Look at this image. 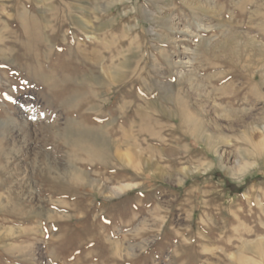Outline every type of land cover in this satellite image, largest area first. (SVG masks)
<instances>
[{
	"label": "rangeland",
	"instance_id": "1",
	"mask_svg": "<svg viewBox=\"0 0 264 264\" xmlns=\"http://www.w3.org/2000/svg\"><path fill=\"white\" fill-rule=\"evenodd\" d=\"M103 5L111 7L103 12ZM75 16L104 29L96 36L115 40L112 46L106 41L116 51L114 61L129 57L125 71L150 72L148 83L129 77L122 86L98 89L96 112L84 103L78 112L60 103L57 95L83 92L77 82L91 71L79 50L99 49L75 27ZM58 19L63 28L56 34L51 28ZM164 21L174 25L172 31L160 27ZM0 24L7 27L0 39V208L17 198L27 213L22 221L0 211V264L258 261L244 246L264 242V0H0ZM22 25L28 29L21 31ZM69 76L80 79L74 83ZM159 86L172 87L204 120L205 135L214 142L211 150L175 129V108L160 103ZM149 101L169 115H158L151 133L144 134L135 129L137 115L128 111H140ZM69 119L85 129L111 124L115 129L107 137L121 151L131 150L133 167L113 159L108 165L86 160L62 141ZM76 124L72 127L78 129ZM184 171L192 173L182 179ZM50 178L60 180L55 192L43 181Z\"/></svg>",
	"mask_w": 264,
	"mask_h": 264
},
{
	"label": "bare ground",
	"instance_id": "2",
	"mask_svg": "<svg viewBox=\"0 0 264 264\" xmlns=\"http://www.w3.org/2000/svg\"><path fill=\"white\" fill-rule=\"evenodd\" d=\"M72 1H75V0H72ZM79 1H82V0H79ZM165 2H167V1H165ZM81 3V2H80ZM75 4V3H74ZM73 4V5H74ZM77 4H79V3H77ZM174 4V3H173ZM191 4V3H190ZM70 5V4H69ZM72 5V4H71ZM70 5V6H71ZM76 6V5H75ZM77 7V6H76ZM110 5H103V7H100V9L104 12V11H106V10H109L110 9ZM57 8V7H56ZM80 10H82V8H81V5H80ZM79 8H78V11H79ZM68 9V8H67ZM70 9H72V7H70ZM113 9V8H112ZM200 9V8H199ZM64 10V9H63ZM93 11H94V9H93ZM198 11H200V10H198ZM6 13V12H5ZM85 13V12H84ZM87 13V12H86ZM95 14V13H94ZM54 16H56V14L54 15ZM58 17V16H57ZM61 17V16H60ZM70 17V16H69ZM30 20V19H29ZM32 20V19H31ZM73 20H74V22H75V24H76V26L75 27H77V28H79L80 30H81V32H83L84 33V35H85V40L87 41V42H89V43H95V44H99V49H98V47L96 48V46H94L93 47V49H92V52H90V53H86L85 51L83 52L82 50H79L80 52H82L81 53V57L83 58V59H86V60H89L90 61V65H91V71H89V73H87V75H83L84 77L83 78H81V80L79 81V82H77V83H79V85L83 88V92L80 94V93H78V89L76 90V89H72L70 92H68V93H66V95L65 96H62V99H59V97H58V95H57V93H56V95H57V98H58V100H61V101H59L60 103L62 102V103H64L65 105H67V106H69V108H75L76 109V107L78 106V108H79V104H81V103H84V104H86L87 106H90V110H95V112H96V110H97V102L96 101H98V100H101V98L100 97H98V95H97V91H98V89L99 90H109V89H111L112 87H115L116 85H119V84H121V86H122V84L126 81V79H128L129 77L132 79L133 78V80H131V81H136V82H138V81H140L141 83L144 81L145 83H148V82H146L145 81V79L146 78H149L150 77V75H152V74H150V72H146L145 73V75H147V77H144L143 76V74H142V72H143V70L142 69H133L132 68V70L131 71H125L126 69H128V67L127 66H129V57L127 58V57H124V59H123V62H115L114 61V59H113V57H115L114 55H113V57H111L112 56V54H115V50H114V53H112L113 52V50L111 51V49H110V47L108 46V43L106 42V41H109V43L111 42V46H112V44H113V42L115 41L114 39H111V37L109 38V39H103V38H99L98 37V34H97V36H96V33H98V32H100V31H102V30H104V29H100V27H98V29H96L95 27H93L92 28V26L91 25H89V23L86 21V20H84V18H82V17H73ZM15 21V20H14ZM16 22H17V20H16ZM66 22V21H65ZM18 23V22H17ZM21 23V22H20ZM25 23H27V22H25ZM73 23V22H72ZM91 23V22H90ZM109 23V22H108ZM164 24L162 25V26H160V27H162V28H164V30H173V26L174 25H170L169 23H166L165 21L163 22ZM19 24V23H18ZM37 24V23H36ZM107 25V24H106ZM0 26H1V24H0ZM14 26H16V25H14ZM12 28H13V25L11 26ZM39 27V26H38ZM48 27V26H47ZM46 27V28H47ZM66 27V26H65ZM105 27V26H104ZM176 27V26H175ZM6 26H2L1 28H0V39H2L5 35L3 34V32L4 33H6ZM14 28H16V27H14ZM21 31H26L27 29H28V25H22L21 27ZM44 28V27H43ZM63 28V23L58 19L56 22H55V24H54V26L51 28L52 29V31L54 32V33H58L61 29ZM17 29H19V28H17ZM40 29V28H39ZM176 29V28H175ZM38 30V29H37ZM129 30V29H128ZM162 31V30H161ZM177 31V30H176ZM45 32V31H44ZM47 32V31H46ZM65 32V31H64ZM166 32V31H165ZM20 33V32H19ZM80 33V32H79ZM103 33V32H102ZM45 34H47V33H45ZM78 35V34H77ZM105 35V34H104ZM76 36V35H75ZM79 36V35H78ZM230 36V35H229ZM52 37V36H51ZM101 37V36H100ZM107 37V36H106ZM105 37V38H106ZM118 38V37H117ZM165 38V37H164ZM229 38V37H228ZM231 38V37H230ZM232 38H234V37H232ZM5 39V38H4ZM7 39V38H6ZM160 39V38H159ZM235 39V38H234ZM167 40V39H166ZM169 40V39H168ZM236 40V39H235ZM74 41V40H73ZM118 41V40H117ZM170 41V40H169ZM173 41V40H172ZM228 41V40H227ZM230 41H232L231 39H230ZM234 41V40H233ZM232 41V42H233ZM162 43H167L165 40H162L161 41ZM202 42H204V41H202ZM229 42V41H228ZM227 42V43H228ZM234 42H236V41H234ZM6 43V42H5ZM172 43V42H171ZM237 43V42H236ZM7 44V43H6ZM5 44V45H6ZM66 44V43H65ZM75 44H77V45H79V44H81V42H80V40L77 38V36H76V39H75ZM84 44V43H83ZM120 44V43H119ZM173 44V43H172ZM206 44V43H205ZM228 44H230V43H228ZM234 44V43H233ZM233 44H232V46H233ZM110 45V44H109ZM121 45V44H120ZM247 45V44H246ZM80 46V45H79ZM89 46V45H88ZM235 46H236V48H238L237 47V45L235 44ZM234 46V47H235ZM71 47V46H70ZM85 47H87V46H84L83 47V49L85 48ZM201 47H203V45H201ZM229 47H230V45H229ZM52 48V47H51ZM68 48V47H67ZM81 48V47H80ZM92 48V47H91ZM100 48H101V50H100ZM118 48H120V47H118ZM172 48V47H171ZM212 49H214L213 47H211ZM226 48H228V47H226ZM236 48H234V49H236ZM240 48V47H239ZM87 50H89L88 49V47L86 48ZM209 49V48H208ZM223 49V48H222ZM241 49V48H240ZM239 49V50H240ZM254 49V48H253ZM202 50H204V47H203V49ZM248 50V49H247ZM5 51V50H4ZM48 51V50H47ZM69 51V50H68ZM74 51V50H73ZM77 51V50H76ZM76 51H74V52H76ZM90 51V50H89ZM106 51V52H105ZM231 51V50H230ZM236 51V50H235ZM235 51H233V52H235ZM102 52H105V54L107 53V52H109V54H111V55H109L108 54V56H109V58H106V56L105 55H103L102 54ZM118 52V51H117ZM203 52V51H202ZM208 52H210V51H208ZM207 52V53H208ZM211 52H212V50H211ZM210 52V53H211ZM216 52V51H215ZM221 52V51H220ZM219 52V53H220ZM232 52V53H233ZM254 52V51H253ZM4 53V52H3ZM162 53V52H161ZM206 53V52H205ZM263 53V52H262ZM76 54V53H75ZM139 54H141V53H139ZM139 54H137V55H139ZM164 54V53H163ZM204 54V53H203ZM212 54V53H211ZM237 54V53H236ZM25 55H27V54H25ZM118 55V54H117ZM116 55V56H117ZM144 55V54H143ZM161 55V54H160ZM245 55V54H244ZM37 56V55H36ZM35 56V57H36ZM75 56H77V57H79L78 55H75ZM132 56H133V54H132ZM166 56V55H165ZM230 56V55H229ZM73 57V56H72ZM72 57H70V58H72ZM77 57H76V59H77ZM140 57V56H139ZM143 57V56H142ZM214 57V56H213ZM212 57V58H213ZM217 57V56H216ZM231 57H232V55H231ZM256 57V56H255ZM69 58V56H67V59ZM134 58V57H133ZM132 58V59H133ZM141 58V57H140ZM220 58V57H219ZM227 58V57H226ZM225 58V59H226ZM233 58V57H232ZM238 58V57H237ZM47 59V58H46ZM107 59V60H106ZM137 59V58H136ZM166 59V58H165ZM168 59V58H167ZM217 59H218V57H217ZM230 59V58H229ZM29 60V59H28ZM48 60V59H47ZM64 60L66 61V59L64 58ZM233 60H234V58H233ZM257 60V59H256ZM64 61V62H65ZM77 61V60H76ZM132 61V60H131ZM164 62V65H165V60H163ZM226 61V60H225ZM237 61V60H236ZM262 61V60H261ZM29 61H27V63H28ZM35 62H36V60H35ZM42 62V61H41ZM46 62V61H45ZM84 62H85V60H84ZM138 62V61H137ZM232 62V61H231ZM75 63V62H74ZM76 63H79V62H76ZM86 63V62H85ZM131 63V62H130ZM145 63V62H144ZM189 63V62H188ZM232 63H234V62H232ZM231 63V64H232ZM256 63V62H255ZM82 64V63H81ZM89 64V63H88ZM134 64H136V63H134ZM139 64H140V62H139ZM142 64V63H141ZM162 64V63H161ZM234 64H236V63H234ZM252 64V63H251ZM27 65H29V64H27ZM143 65V64H142ZM207 65V64H206ZM233 65V64H232ZM254 65V64H253ZM39 66H40V64H39ZM87 66V65H86ZM135 66V65H134ZM139 66V65H138ZM229 66V65H228ZM264 66V65H263ZM19 67V66H18ZM30 67V66H29ZM29 67H26V68H29ZM73 67H74V65H73ZM84 67V66H83ZM133 67V66H132ZM142 67H146V66H142ZM153 67V66H152ZM155 67V66H154ZM168 67V66H167ZM208 67H210V65L208 66ZM260 67V66H259ZM34 68V67H33ZM75 69H77V67H74ZM141 68V67H140ZM149 68V67H148ZM257 68V67H256ZM87 69V68H86ZM147 69V68H146ZM259 69H261V68H259ZM60 70V69H59ZM153 70V69H152ZM155 70V69H154ZM24 71H26V70H24ZM97 71V72H96ZM257 71V70H256ZM30 72V71H29ZM75 72H77V71H75ZM249 72V71H248ZM255 72V71H254ZM253 72V73H254ZM54 73V72H53ZM57 73V72H56ZM94 73H96V75H94ZM153 73V72H152ZM81 74V73H80ZM133 74V75H132ZM41 75V74H40ZM60 75V74H59ZM61 75H62V73H61ZM64 75V74H63ZM75 75V74H74ZM131 75V76H130ZM190 75H192L191 73H190ZM50 76V75H49ZM58 76V75H57ZM67 76V75H66ZM187 76V75H186ZM189 76V75H188ZM55 77V76H54ZM70 77V80L72 81V82H76L77 80H79L80 79V77H76V76H74V78L73 77H71V76H69ZM68 77V78H69ZM82 77V76H81ZM181 77H182V75H181ZM185 77V76H184ZM50 78V77H49ZM52 78V77H51ZM187 78H190V77H187ZM193 78V77H192ZM37 79V78H36ZM39 79V78H38ZM42 80H43V78H41ZM44 79H45V77H44ZM58 79H60L59 77H58ZM42 80H40V81H42ZM46 80V79H45ZM49 80V79H48ZM52 80V79H51ZM51 80H50V82H51ZM61 80V79H60ZM59 80V81H60ZM62 80H63V78H62ZM69 80V81H70ZM147 80V79H146ZM149 80V79H148ZM189 80V79H188ZM37 81V80H36ZM262 81V80H261ZM264 81V80H263ZM262 81V82H263ZM45 82V81H44ZM65 82H67V80L65 81ZM184 82V81H183ZM192 82V81H191ZM261 82V83H262ZM40 83V82H39ZM59 83V82H58ZM133 83V82H132ZM182 83V82H181ZM189 83H190V81H189ZM188 83V84H189ZM60 84H62L61 82H60ZM184 84V83H183ZM57 82L55 83V85H54V87H56L57 88ZM124 85H126V84H124ZM136 85V84H135ZM139 85V84H138ZM186 85V84H185ZM264 85V84H263ZM51 86V85H50ZM71 86V85H70ZM75 86V85H74ZM74 86H72L73 88H74ZM143 86V85H142ZM178 86V85H177ZM176 86V87H177ZM180 86V85H179ZM187 86H190V85H187ZM134 87V86H133ZM137 87V86H136ZM146 87V86H145ZM155 87V86H154ZM175 87V88H176ZM260 87H262V85L260 86ZM55 88V89H56ZM65 88V87H64ZM124 88V87H123ZM142 88V87H141ZM152 87H151V84H148L147 85V87H146V90L147 91H149L150 89H151ZM157 88V87H156ZM159 88H160V90H159V93H158V97H159V101H160V103H162V104H169V105H172L174 108H175V112L174 113H172L171 115V117L172 118H174V120H175V124L176 125H174L175 126V129L178 131V132H180L182 135H188V136H190L191 137V139L193 140V142H199L200 144H204L208 149H212V147H213V145H214V142L212 141L213 139L210 137V136H207V135H205V128H204V125H203V121L201 122L200 121V119H199V117H198V115L197 114H194V113H191V111H189V108H188V105H186V103H184L183 102V99L181 100L180 98H179V96H177V95H175L176 93H174L173 92V90H172V87H168V86H159ZM190 88V87H189ZM192 88H194L193 86H191V90H194V89H192ZM264 88V87H263ZM66 89H67V91H68V88L66 87ZM65 89V90H66ZM120 89L121 88H119V91H120ZM126 89V88H125ZM129 89V88H128ZM140 89V88H139ZM178 89H180V87L178 88ZM58 90V89H57ZM63 90V89H62ZM114 90V89H113ZM123 90V89H122ZM121 90V91H122ZM130 90H131V88H130ZM153 90V89H152ZM181 90V89H180ZM180 90H178V91H180ZM188 90V89H187ZM196 90V89H195ZM235 90V89H234ZM234 90L232 91V92H234ZM61 91V90H60ZM101 91H100V93H101ZM118 91V90H117ZM125 91V90H124ZM123 91V92H124ZM151 91V90H150ZM156 91V90H155ZM185 91V90H184ZM216 91V90H215ZM236 91V90H235ZM63 92V91H62ZM103 92V91H102ZM137 92H138V89H137ZM153 92H154V90H153ZM186 92V91H185ZM238 92V91H237ZM63 93H65V92H63ZM63 93H62V95H63ZM113 93H114V91H113ZM118 93H120V92H118ZM132 93V92H131ZM145 93H146V91H145ZM182 93V95H183V92H181ZM192 93H193V91H192ZM102 94V93H101ZM100 94V95H101ZM106 94V93H105ZM116 95H117V93H115ZM122 94V93H121ZM137 94H139V96H143V100H144V95H142L140 92H138ZM148 94V93H147ZM180 94V93H179ZM195 94V96L197 95L196 93H194ZM233 94V93H232ZM55 95V96H56ZM112 95V94H111ZM119 96H120V94H118ZM134 95H136V92L134 93ZM186 95H187V92H186ZM193 95V94H192ZM53 96V95H52ZM113 96V95H112ZM129 96V95H128ZM131 96V95H130ZM146 96V95H145ZM157 96V95H156ZM181 96V95H180ZM183 96H185V95H183ZM183 96H182V98H183ZM188 96V95H187ZM199 96V95H198ZM231 96V95H230ZM64 97V98H63ZM98 97V98H97ZM103 97V96H102ZM115 97V96H114ZM123 97V96H122ZM189 97V96H188ZM200 97V96H199ZM231 97H233V96H231ZM237 97V96H236ZM61 98V97H60ZM116 98V97H115ZM129 98V97H128ZM136 98V97H135ZM157 98V97H156ZM196 98H198V97H196ZM201 98V97H200ZM234 98V97H233ZM105 99V98H104ZM117 99V98H116ZM190 99V98H189ZM188 99V100H189ZM235 99V98H234ZM111 100V97H108L106 100H105V102H108V101H110ZM136 100H139V99H136ZM135 100V101H136ZM150 100V99H149ZM200 100V99H199ZM122 101H124V100H122ZM121 101V102H122ZM158 101V100H157ZM197 102H198V100H196ZM230 101V100H229ZM233 101V100H232ZM58 102V103H59ZM119 102V101H118ZM134 102V101H133ZM137 102V101H136ZM144 102H145V100H144ZM194 102V101H193ZM201 102V101H200ZM103 103H104V101H103ZM123 103V102H122ZM130 103V102H129ZM140 103H142V102H140ZM158 103V102H157ZM157 103H154V102H147V103H145V105H144V107L143 108H141L140 109V111H138V109H137V111L136 112H134V108H130L129 107V110L130 111H128V115L130 116V114H131V112L134 114V116H135V114L137 115L136 117L138 118V120H137V124H138V128H135V129H137V130H139V131H141V132H143L144 134H150L151 133V131H152V129H153V126H155L156 125V119H157V117H158V115H160V116H167V115H169V110H167V109H165V107H161L160 105H158ZM230 103H232V102H230ZM189 104V103H188ZM200 104V103H199ZM60 105V104H59ZM82 105V104H81ZM80 105V106H81ZM96 105V106H95ZM101 105V104H100ZM105 105H106V103H105ZM122 105V104H121ZM143 105V104H142ZM191 105V104H190ZM232 105V104H231ZM83 106H85V105H83ZM95 106V107H94ZM113 107H111V108H114V105H112ZM126 106V105H125ZM198 106V105H197ZM102 107V106H101ZM106 107V106H105ZM108 107H109V105H108ZM117 107V106H116ZM119 107V106H118ZM141 107V106H140ZM82 108V107H81ZM80 108V109H81ZM84 108V107H83ZM81 109V110H83L84 111V109ZM93 108V109H92ZM102 108H104V107H102ZM110 108V109H111ZM122 108V107H121ZM120 108V109H121ZM136 108V107H135ZM168 109H170V106H169V108ZM191 109V108H190ZM74 110V109H73ZM86 110V109H85ZM128 110V109H127ZM126 110V111H127ZM174 110V109H173ZM197 110V109H196ZM205 110V109H204ZM210 110V109H209ZM76 111H77V109H76ZM91 111V112H92ZM103 111V110H102ZM101 111V112H102ZM110 111V110H109ZM114 111V110H113ZM208 111V110H207ZM215 111V110H214ZM78 112V111H77ZM82 112V111H81ZM80 112V114H82ZM115 112V111H114ZM74 113V112H73ZM106 113V112H105ZM117 113V112H116ZM197 113V112H196ZM201 113V112H200ZM208 113V112H207ZM95 114H98V113H94L93 115H95ZM107 114H110V113H107ZM124 114V113H123ZM122 114V115H123ZM125 114H126V112H125ZM201 114H203V113H201ZM206 114V113H205ZM23 115H25V113L23 114ZM28 115H30V114H28ZM27 115V116H28ZM132 115V114H131ZM208 115V114H207ZM31 116V115H30ZM76 116H78V114L76 113ZM82 116V115H81ZM95 116H97V115H95ZM120 116V115H119ZM69 117V116H68ZM68 117H67V119H68ZM73 117V115L71 116V118ZM80 117V116H79ZM117 117V116H116ZM74 118V117H73ZM77 118V117H76ZM86 117H84L83 118V120L85 119ZM170 118V117H169ZM171 118V119H172ZM75 119V118H74ZM96 119V118H95ZM105 119H106V117H105ZM109 119V118H108ZM205 119V118H204ZM81 120V119H80ZM83 120H82V123H83ZM112 120H114L113 118H110V120H109V122L111 123V121ZM160 120V119H159ZM22 121H23V119H22ZM86 122H88V120H85ZM25 122V121H24ZM68 123H67V125H66V127H65V129H64V132L62 133V135H63V139L64 140H62V141H64V142H66V144L68 145V146H70L74 151H77V152H82L84 155H85V157H86V160H88L89 162H96V163H98V164H104V162H106V161H109V160H111V159H113V160H117V161H119V162H121L122 164H127V166L128 167H133V165H134V158H133V156H132V153L130 152L131 150H120L121 148H119V146H116L115 145V143L111 140V139H109L108 137H107V135L109 136V134L110 133H113V129H115V128H113L112 130L110 129V125H108L107 124V126H104V127H97L95 124H96V122H95V126L93 127L92 126V128L90 127L89 128V126L87 125V127L89 128V129H85V128H82V127H80V125H78V122H77V124H76V122L75 121H73V120H71V119H69L68 121H67ZM91 122V121H90ZM94 122V121H93ZM160 122V121H159ZM162 122V121H161ZM160 122V123H161ZM103 123V122H102ZM105 123V122H104ZM103 123V124H104ZM107 123V122H106ZM105 123V124H106ZM132 123V122H131ZM130 123V124H131ZM135 123V121L132 123V124H134ZM204 123H206V120H205V122ZM208 124H209V122H207ZM215 123H217V122H215ZM24 124H26V123H24ZM77 125L78 127H76V128H78V129H75V128H73L72 127V125ZM91 124V123H90ZM93 124V123H92ZM103 124H101L100 126H102ZM119 124V123H118ZM117 124V126H119ZM83 125H85L84 123H83ZM82 125V126H83ZM163 125V124H162ZM23 127V126H22ZM115 127V126H114ZM218 127V126H217ZM62 128H64V127H62ZM128 128H130L131 129V127H128ZM157 128H158V126H157ZM156 128V129H157ZM160 128V127H159ZM168 128V127H167ZM161 129V128H160ZM164 129V128H163ZM162 129V130H163ZM216 129V128H215ZM218 129V128H217ZM216 129V130H217ZM9 130V129H8ZM60 130H62V129H60ZM122 130H123V127H122ZM125 130V129H124ZM59 131V130H58ZM118 131V130H117ZM126 131V130H125ZM164 131V130H163ZM214 131V130H213ZM218 131V130H217ZM221 131V130H220ZM1 132V131H0ZM5 132V131H4ZM54 132V131H53ZM116 132V131H115ZM211 132V131H210ZM7 133H8V131H7ZM119 133V132H118ZM212 133H214V132H212ZM2 134V133H1ZM4 134V133H3ZM56 134H57V132H56ZM58 134H59V132H58ZM115 134V133H114ZM122 134V133H121ZM127 134H128V130H127ZM136 134V133H135ZM210 135V134H209ZM4 136V135H3ZM53 136V135H52ZM154 136V135H153ZM216 136V135H215ZM1 137V136H0ZM135 137V136H134ZM120 138V137H119ZM1 139V138H0ZM57 139H60V138H58L57 137ZM135 139V138H134ZM4 140V139H3ZM3 140L1 141L2 143H3ZM56 141V140H55ZM214 141H215V138H214ZM60 142V141H59ZM63 142V143H64ZM146 142H147V140H146ZM152 142V141H151ZM2 143H0V144H2ZM62 143V142H61ZM128 143H130V141L128 142ZM131 143H132V141H131ZM219 143V142H218ZM127 144V143H126ZM132 145V144H131ZM124 147V146H123ZM126 147V146H125ZM149 147V146H148ZM147 148V147H146ZM2 149L3 148H1V146H0V153H2ZM5 149V148H4ZM160 149V148H159ZM4 151V150H3ZM159 152V151H158ZM165 154V153H164ZM169 154H172V155H174V154H177L176 152H170L169 151ZM80 156H82L81 154H80ZM171 157V156H170ZM85 159V158H84ZM149 161V160H148ZM85 162V161H84ZM145 162V161H144ZM82 163V162H81ZM107 163V162H106ZM109 164H110V162H109ZM148 164V163H147ZM92 165V164H91ZM106 165H108V163L106 164ZM105 165V166H106ZM50 166V165H49ZM138 167V166H137ZM144 167V166H143ZM46 168V167H45ZM149 169V168H148ZM45 170V169H44ZM68 172H70V171H68ZM43 173V172H42ZM64 173V172H63ZM65 173H66V171H65ZM190 173H192V171H184V173H183V178L182 179H184L185 177H187L188 176V174H190ZM77 174V173H76ZM50 175V174H49ZM55 175V174H54ZM74 175H75V173H74ZM47 176H48V174H47ZM53 176V175H52ZM80 176V175H79ZM134 176V175H133ZM130 177V176H129ZM43 178V177H42ZM41 178V179H42ZM46 178V177H45ZM47 178H49V177H47ZM74 178V177H73ZM75 180V179H74ZM43 181H45L46 182V184H47V186H48V188H50V190L52 191V190H54V192L57 190L56 189V187L60 184V180H53L52 178H50V180H43ZM69 181V180H68ZM76 181V180H75ZM33 182V181H32ZM39 182H41L40 180H39ZM71 182H72V180H71ZM74 182V181H73ZM64 183V182H63ZM68 183V182H67ZM90 183V182H89ZM182 183H184V180H177V185H180V184H182ZM6 184H7V182H6ZM9 184V183H8ZM91 184V183H90ZM21 185V184H20ZM44 185V184H43ZM70 185V184H69ZM79 185V184H78ZM8 186V185H7ZM0 187H2V183H1V181H0ZM19 187V186H18ZM72 187V186H71ZM79 187V186H78ZM30 188V187H29ZM65 188V187H64ZM69 188H70V186H69ZM66 189V190H64L65 192H62L63 194H68L67 192H70V189ZM73 189V188H72ZM89 189V188H88ZM124 188H119V190H123ZM46 190V189H45ZM60 190V189H59ZM43 191V190H42ZM67 191V192H66ZM47 192V190L45 191V193ZM23 193V192H22ZM62 193H60V194H62ZM79 193V192H78ZM9 194V193H8ZM29 194V193H28ZM112 194H113V192H112ZM22 195V194H21ZM25 195V194H24ZM23 195V196H24ZM77 195V194H76ZM75 196V195H74ZM8 197H10V196H8ZM55 197H57V196H55ZM59 197V196H58ZM19 198V197H18ZM21 198V197H20ZM19 198V199H20ZM76 198V197H75ZM80 198V197H79ZM22 199V198H21ZM6 200V199H5ZM5 203H7V202H5ZM2 206V205H1ZM108 207V206H107ZM4 211L3 212V214H6V215H8V216H10V217H12V218H18V220L20 219V220H22V221H25L26 220V217H27V213L26 212H24L21 208H20V204H19V202H18V199L17 198H12L10 201H9V203H8V206H6V207H4V208H0V211ZM112 212V211H111ZM28 214H30V213H28ZM34 215H36V216H38V213H36V212H34ZM79 220V219H78ZM75 233V232H74ZM245 248H244V250L245 251H247V252H249L250 254L252 253V254H254L257 258H258V261L257 262H251V261H248V262H244V263H242V264H264V242L263 243H259V244H256V245H254L253 247H246V246H244ZM104 260V259H103ZM108 260V259H107ZM243 260V258H241V261ZM195 264V263H194Z\"/></svg>",
	"mask_w": 264,
	"mask_h": 264
}]
</instances>
